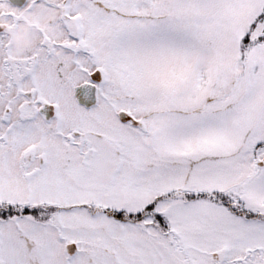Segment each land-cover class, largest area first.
I'll return each instance as SVG.
<instances>
[{
	"label": "snow or ice",
	"instance_id": "6c2138e0",
	"mask_svg": "<svg viewBox=\"0 0 264 264\" xmlns=\"http://www.w3.org/2000/svg\"><path fill=\"white\" fill-rule=\"evenodd\" d=\"M0 21V264H264V0Z\"/></svg>",
	"mask_w": 264,
	"mask_h": 264
},
{
	"label": "clouds",
	"instance_id": "9594fccd",
	"mask_svg": "<svg viewBox=\"0 0 264 264\" xmlns=\"http://www.w3.org/2000/svg\"><path fill=\"white\" fill-rule=\"evenodd\" d=\"M3 23V22H0ZM30 22H29V17H25V22L20 26L18 31L13 34V39L14 41L17 42V50L19 49V41L22 39L24 34L27 32V30L30 28Z\"/></svg>",
	"mask_w": 264,
	"mask_h": 264
},
{
	"label": "rangeland",
	"instance_id": "374dc122",
	"mask_svg": "<svg viewBox=\"0 0 264 264\" xmlns=\"http://www.w3.org/2000/svg\"><path fill=\"white\" fill-rule=\"evenodd\" d=\"M0 22H3V21H0ZM3 23H6V22H3ZM2 24V23H0ZM20 28V27H19ZM30 30V28L27 30V32ZM27 32L24 34V36L22 37V39L19 41V49H22L23 47H25L27 45ZM16 48H17V42L15 41L14 44H13Z\"/></svg>",
	"mask_w": 264,
	"mask_h": 264
},
{
	"label": "flooded vegetation",
	"instance_id": "af4514ba",
	"mask_svg": "<svg viewBox=\"0 0 264 264\" xmlns=\"http://www.w3.org/2000/svg\"><path fill=\"white\" fill-rule=\"evenodd\" d=\"M17 0H11V2L15 5V6H23V4L25 3V0L23 1V3H17L16 2ZM25 22V21H24ZM29 22H30V25L32 24V21H31V19L29 18ZM23 24V23H22ZM21 24V25H22ZM20 25V26H21ZM30 28H31V26H30ZM19 29V28H18ZM18 29L16 30V31H14V32H10V33H8V36H9V38L12 40V42H13V44H14V39H13V34L14 33H16L17 31H18Z\"/></svg>",
	"mask_w": 264,
	"mask_h": 264
},
{
	"label": "water",
	"instance_id": "95a60500",
	"mask_svg": "<svg viewBox=\"0 0 264 264\" xmlns=\"http://www.w3.org/2000/svg\"><path fill=\"white\" fill-rule=\"evenodd\" d=\"M24 0H17V3H23Z\"/></svg>",
	"mask_w": 264,
	"mask_h": 264
}]
</instances>
